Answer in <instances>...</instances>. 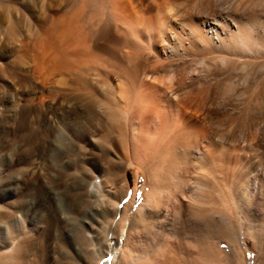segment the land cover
<instances>
[{
    "label": "bare ground",
    "instance_id": "1",
    "mask_svg": "<svg viewBox=\"0 0 264 264\" xmlns=\"http://www.w3.org/2000/svg\"><path fill=\"white\" fill-rule=\"evenodd\" d=\"M173 2L152 0L142 7V0H0V46L15 44L25 52L37 48L43 56L50 52L58 57L51 65L58 82L90 97V105L106 119V138L145 180L144 202L133 210V191L119 210L128 187L111 202V184L96 181V174L85 171L80 162L70 165L80 170L82 188L93 185L81 195H99L105 208L112 204L111 224L114 221L112 228L120 237L116 248L106 247L111 254L104 264L112 263L113 253L115 264H249L250 257L248 263L241 257L243 248L250 252L263 242L264 219L257 229L247 219L246 234L237 238L232 221L225 218L222 193L229 175L235 176L231 156L224 154L222 142L208 138L206 124L196 125L200 113L183 102L177 80L158 76L172 57L189 56L192 41L209 42L217 34L215 21L188 26L177 18ZM255 181L247 179L228 190L239 219L248 217ZM177 195L190 204L178 216L171 209L169 232L165 221H157L159 209L173 200L179 204ZM24 219L15 210L0 214V264H30ZM151 221L160 222V234L150 229ZM222 241L228 250L218 246Z\"/></svg>",
    "mask_w": 264,
    "mask_h": 264
},
{
    "label": "rangeland",
    "instance_id": "2",
    "mask_svg": "<svg viewBox=\"0 0 264 264\" xmlns=\"http://www.w3.org/2000/svg\"><path fill=\"white\" fill-rule=\"evenodd\" d=\"M151 1L142 0L141 6ZM173 1L177 18L188 26L215 21L217 34L209 42L192 41L187 46L189 56L172 57L158 76L177 80V93L187 106L192 103L189 108L194 107L204 122L198 119L196 125L206 124L208 138L222 142L224 154L231 156L235 176L229 175L222 185L223 204L228 208L225 218L232 221L239 239L246 234L247 224L257 229L264 219V0ZM35 49L25 52L15 44L0 46V214L15 210L24 216V249L30 264H104L111 254L106 247L116 248L120 237L112 228L114 221L111 224L112 204L105 208L99 195H81L93 185L82 188L80 170L70 165L80 162L85 171L96 174V181L111 184V202L128 187L119 210L133 191V210L144 202L145 180L134 163L120 159L106 138V119L90 105V97L68 91L58 82L51 65L59 58ZM253 178L256 189L247 205L250 220L239 219L228 190ZM177 198L180 205L173 200L167 205L171 208L163 204L159 209L157 221H165L169 232L171 209L179 215L190 204ZM150 223V229L160 234V222ZM226 245L218 244L228 250ZM247 251L243 248V260L261 264L264 239ZM116 258L113 253L111 264Z\"/></svg>",
    "mask_w": 264,
    "mask_h": 264
}]
</instances>
